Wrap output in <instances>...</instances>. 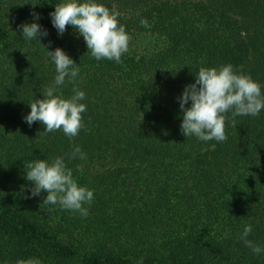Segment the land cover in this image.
Returning a JSON list of instances; mask_svg holds the SVG:
<instances>
[{"label":"trees","instance_id":"16d2710c","mask_svg":"<svg viewBox=\"0 0 264 264\" xmlns=\"http://www.w3.org/2000/svg\"><path fill=\"white\" fill-rule=\"evenodd\" d=\"M64 2L0 0V264H264L241 239L251 224L264 250V109L229 111L227 140L202 141L182 134L178 100L201 67L228 64L264 95V0H96L131 37L120 63L96 60L71 25L58 34L50 13ZM34 22L41 42L22 37ZM56 48L80 71L54 95L85 93L73 138L24 119L54 85ZM57 157L94 193L86 217L32 197L26 164Z\"/></svg>","mask_w":264,"mask_h":264},{"label":"clouds","instance_id":"9594fccd","mask_svg":"<svg viewBox=\"0 0 264 264\" xmlns=\"http://www.w3.org/2000/svg\"><path fill=\"white\" fill-rule=\"evenodd\" d=\"M33 15L35 20L40 19L38 14ZM50 16L60 36H63L69 25L73 26L83 36L91 55L98 61L108 59L120 63L122 55L129 50L131 37L125 26L120 24L119 13L110 11L96 0H65L55 6V11L50 13ZM141 25L150 27L147 19H142ZM19 28L22 29V37L27 40L38 39L41 42V37L49 35L48 31L36 22L23 23ZM51 43L49 41V46ZM43 46L47 49V46ZM48 55L56 66L54 85L45 90L44 99L34 100L29 104L31 112L24 119L29 126L39 121L45 126L46 132L62 129L66 136L73 138L85 127L82 113L86 111V105L80 103L85 98V93L75 88L74 95L70 98H63L62 95L54 93L56 86L65 83L66 77L70 82L74 81L80 68L63 49L48 51ZM178 100L183 112L182 134L186 137L194 135L202 141L227 140L225 123L229 111H232L234 118L257 116L264 109L261 85L251 76L234 71L231 64L218 69L201 67L195 83L186 86ZM189 102L191 107H186ZM77 155L80 159L86 158V154L79 147H75L71 157L74 159ZM26 168V178L34 184L32 197L46 192L43 204L59 203L64 209L77 211L84 217L88 215V208L84 205L92 202L94 193L87 187L78 185L73 178V171L66 166L63 157H57L51 163L37 159L27 163ZM251 232V224L246 225L241 239L259 255L264 250L247 239ZM16 264H41V261L30 258L18 260Z\"/></svg>","mask_w":264,"mask_h":264}]
</instances>
